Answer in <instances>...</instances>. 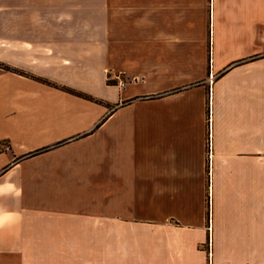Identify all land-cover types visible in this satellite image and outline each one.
Masks as SVG:
<instances>
[{"label": "crops", "instance_id": "1", "mask_svg": "<svg viewBox=\"0 0 264 264\" xmlns=\"http://www.w3.org/2000/svg\"><path fill=\"white\" fill-rule=\"evenodd\" d=\"M3 13L0 264H264V0Z\"/></svg>", "mask_w": 264, "mask_h": 264}, {"label": "rangeland", "instance_id": "2", "mask_svg": "<svg viewBox=\"0 0 264 264\" xmlns=\"http://www.w3.org/2000/svg\"><path fill=\"white\" fill-rule=\"evenodd\" d=\"M36 0H0V40L4 38L5 33L8 34H18L19 33V27H14L13 24H5V14L4 12V7L6 5H16V4H35ZM95 5H98V0H92ZM10 17V15H8ZM91 21L93 22H98L99 21V13H98V8L93 9V12L91 13ZM13 23V21H12ZM16 28V29H15ZM1 65L7 66L4 62H1ZM4 67V66H1ZM0 72H5L2 68H0ZM211 140V138L209 139ZM212 198V196L210 195Z\"/></svg>", "mask_w": 264, "mask_h": 264}, {"label": "trees", "instance_id": "3", "mask_svg": "<svg viewBox=\"0 0 264 264\" xmlns=\"http://www.w3.org/2000/svg\"><path fill=\"white\" fill-rule=\"evenodd\" d=\"M1 66H4V67H1ZM0 68H2L3 70H5L6 72H13V73H17V74H20V75H24V76H27V74L19 69H16V68H13L9 65L5 66V65H1L0 63ZM37 80L47 84V85H52V86H56L55 84L47 81V80H43V79H40V78H36ZM60 90L64 91V92H67L69 94H72V95H75V96H78V97H81V98H84V99H87V100H94L92 97H90L89 95H86V94H83V93H80V92H77L73 89H70V88H67V87H59ZM185 89H177L173 92H180V91H183ZM151 99L154 98L153 97H150ZM209 200H210V197H209ZM209 212H208V218H209V223H210V220H211V205H210V201H209Z\"/></svg>", "mask_w": 264, "mask_h": 264}, {"label": "built area", "instance_id": "4", "mask_svg": "<svg viewBox=\"0 0 264 264\" xmlns=\"http://www.w3.org/2000/svg\"><path fill=\"white\" fill-rule=\"evenodd\" d=\"M205 250L207 251V255H208V260H209L208 264H213V261H212L213 253H212V240H211V238L209 239Z\"/></svg>", "mask_w": 264, "mask_h": 264}]
</instances>
